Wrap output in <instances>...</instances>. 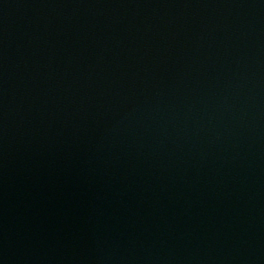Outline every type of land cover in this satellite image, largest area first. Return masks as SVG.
<instances>
[{"label":"water","instance_id":"95a60500","mask_svg":"<svg viewBox=\"0 0 264 264\" xmlns=\"http://www.w3.org/2000/svg\"><path fill=\"white\" fill-rule=\"evenodd\" d=\"M108 264H264V0H136Z\"/></svg>","mask_w":264,"mask_h":264}]
</instances>
